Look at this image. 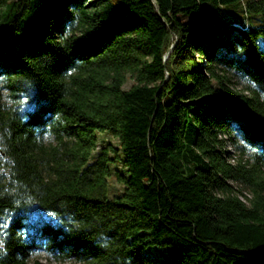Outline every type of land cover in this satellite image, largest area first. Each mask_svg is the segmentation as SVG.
Segmentation results:
<instances>
[{
    "label": "trees",
    "instance_id": "obj_1",
    "mask_svg": "<svg viewBox=\"0 0 264 264\" xmlns=\"http://www.w3.org/2000/svg\"><path fill=\"white\" fill-rule=\"evenodd\" d=\"M263 162L264 0H0V264H264Z\"/></svg>",
    "mask_w": 264,
    "mask_h": 264
},
{
    "label": "rangeland",
    "instance_id": "obj_2",
    "mask_svg": "<svg viewBox=\"0 0 264 264\" xmlns=\"http://www.w3.org/2000/svg\"><path fill=\"white\" fill-rule=\"evenodd\" d=\"M179 17L182 20H185L188 18V16H184V15H179ZM232 73H233L232 78L234 80L235 86H237L238 88L243 87L246 84V80L240 78V76L235 74L234 72ZM131 83H132V79L127 78L123 87L127 88ZM101 132H105V133L99 134L98 146H101L107 142H110L113 145H118V139L112 136L111 134H109V131L102 130ZM223 136L226 140L225 146H224L226 150V156L230 161L235 162L237 159H241V160H248V162H250L249 154H250L251 149L247 147L239 146L241 145V143L238 137L236 136L235 128L231 127L227 132H225ZM233 138L236 140L235 142L231 140ZM261 167L264 169V162L262 163ZM231 182L236 187H240L242 192L246 196L250 195L247 186H245L243 182H239L236 180H232ZM111 184H112L113 189H120L121 187L113 178L111 179ZM241 198L245 200L243 196H241ZM35 259L43 262L44 264H63L64 263L60 260L52 258L44 250H41V249L33 250L30 252L29 261L32 262Z\"/></svg>",
    "mask_w": 264,
    "mask_h": 264
},
{
    "label": "water",
    "instance_id": "obj_3",
    "mask_svg": "<svg viewBox=\"0 0 264 264\" xmlns=\"http://www.w3.org/2000/svg\"><path fill=\"white\" fill-rule=\"evenodd\" d=\"M175 43V42H174ZM174 43L172 45H174ZM171 49V48H170ZM167 57V54L165 55V58Z\"/></svg>",
    "mask_w": 264,
    "mask_h": 264
}]
</instances>
